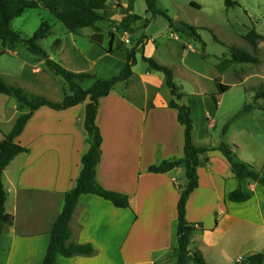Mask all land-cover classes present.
Masks as SVG:
<instances>
[{
	"label": "crops",
	"instance_id": "crops-1",
	"mask_svg": "<svg viewBox=\"0 0 264 264\" xmlns=\"http://www.w3.org/2000/svg\"><path fill=\"white\" fill-rule=\"evenodd\" d=\"M144 24V19L136 22L131 26L132 32L120 37L124 40L123 43L119 41L120 58L112 54L116 33L110 36L109 45L113 42L111 53L107 54L106 50L94 59L89 54L80 53V62L91 64L89 70L63 64L74 61L66 53L64 43L55 51L63 67L69 71L94 73L99 78L111 79L126 64L130 53L128 45H132L136 52L143 49L146 57L150 44L156 43L155 38L146 35L140 41L138 33ZM87 29L80 31L83 37L95 35L94 31L87 33ZM169 30L178 37L179 34ZM2 45L11 57H23V60L19 61L22 63L19 72H1L0 78L31 95L44 96L54 102L63 99V91L57 85V79L47 73L44 60L33 54L28 61L27 49L21 44ZM181 45L183 48V43ZM49 56L52 59L53 56ZM26 68L32 69L29 75L25 73ZM93 83L94 80L89 79L80 84L88 89ZM161 83L160 72L147 69L144 74L137 75L133 69L130 80L118 83L107 97L100 100L97 125L103 143L97 180L107 190L128 195L130 208H117L97 195H82L72 219L73 236L68 244H90L96 252L90 257L58 255V264H161L159 261L163 256L177 252L178 245L177 248L174 246L175 242L178 244V203L187 185L186 171L180 167L166 174L148 172L151 166L184 157V127L178 122L177 111L170 107L171 101L164 102L155 91ZM55 95L58 98H54ZM213 95L217 94H197L195 101L206 100L211 106L218 107L221 100L215 104ZM86 104L60 111L43 107L34 113L17 138L16 142L28 152L19 154L4 171L3 182L8 193L5 208L14 217V222L1 238L0 264L44 263L66 194L76 186L83 169L82 158L90 148L85 129ZM191 109L194 144L197 147H219L221 143L215 142L207 128L200 142L197 140L194 109ZM19 114L18 102L0 94V133L7 127L5 131L9 134ZM205 119L210 124L208 115ZM133 130L134 140L130 138ZM198 175L199 187L190 196L186 219L190 223H202L206 231L195 232L193 236L218 230L220 219L234 216L230 213L232 209H246L254 201L251 195L248 202L232 203L227 199L230 192L241 186L249 193L245 184L259 186L250 179L242 182L234 179L230 163L219 150L200 155ZM242 220L257 226L253 218L242 217ZM260 221L264 234L263 214Z\"/></svg>",
	"mask_w": 264,
	"mask_h": 264
},
{
	"label": "rangeland",
	"instance_id": "rangeland-1",
	"mask_svg": "<svg viewBox=\"0 0 264 264\" xmlns=\"http://www.w3.org/2000/svg\"><path fill=\"white\" fill-rule=\"evenodd\" d=\"M113 1L109 2L105 11V20L98 24L101 33L88 38L83 37V32L68 33L48 11L41 9L27 10L13 21L12 26L22 37L30 38L43 22L49 23L51 31L40 46L53 56L54 61L62 64L55 50L64 43L66 53L74 61H65L63 64L89 70L91 64H82L80 53L89 54L93 59L98 58L110 48L109 40L112 33L117 34L112 54L121 57L122 49L118 46L119 41L123 43L124 40H120V37L130 32H125L120 23L123 16L125 17L133 7L134 13L141 16L146 23L138 37L146 35L156 39V43L150 44L151 49H147L145 56L152 57L171 68L177 86L185 94L180 103L188 106L191 104L190 107L194 109L197 140L200 142L207 128L217 144L225 143L234 150L237 162L252 165L264 175V99L256 103L257 93L264 90V0H232L238 3L234 8H228L226 0H156L157 8L167 12L173 20L198 28V33L206 45L205 49L202 43L193 38L182 34L176 38L169 30L168 20L163 15L153 16L147 13L145 0H135L134 4L131 0L127 3L122 0ZM91 31L93 30H86L87 33ZM251 32L263 38L256 40L255 44L251 43L247 39ZM91 40L96 44L93 45ZM140 41H143V38ZM128 48L129 52L135 54L137 60L133 69L137 75L144 74L149 69L143 61L144 50L136 52L132 45H128ZM233 48L251 54L256 62H236L232 54ZM183 50L186 51L183 53ZM106 53L108 54L107 51ZM26 55L28 61L34 57L28 50ZM21 60L23 57L20 59L11 57L0 41V73L19 72ZM31 70L26 68V75H29ZM47 73L53 79H57L61 92L68 89L63 78L56 76L49 69ZM160 75L163 83L155 88V91L164 102L171 101L173 97L166 84V77L162 73ZM217 79H220L222 84L230 86L227 93L217 97L219 101L221 100L220 105L211 106L206 100L195 101L198 99L197 94L205 92L218 94ZM54 98L58 97L55 95ZM246 105H256V108L241 118L234 119ZM206 115L210 117V124L213 122L212 126L206 123ZM230 121L228 133L223 137L222 131ZM1 130L0 141L7 134L5 131L7 127ZM132 132L130 138L134 140L135 131ZM185 181L187 182L186 177ZM245 188L254 196V201L246 209H232L230 213L234 216L231 219H220L222 222L218 230L193 236L189 250L203 256L207 264H247L249 256L264 253V234L260 228V215H264V187L260 184L257 187H249L245 184ZM242 217L253 218L257 221V226L244 222ZM177 245L175 242L174 247L177 248ZM177 257V253H170L163 256L159 263L177 264ZM189 264L195 263L190 261Z\"/></svg>",
	"mask_w": 264,
	"mask_h": 264
},
{
	"label": "trees",
	"instance_id": "trees-1",
	"mask_svg": "<svg viewBox=\"0 0 264 264\" xmlns=\"http://www.w3.org/2000/svg\"><path fill=\"white\" fill-rule=\"evenodd\" d=\"M112 0H0V41L3 44H21L30 53L40 57L45 61L49 70L56 76L65 80L68 89L63 90V99L60 102H54L44 96L31 95L23 88L15 85H9L0 78V94H5L15 99L19 104L20 114L16 118L14 126L9 134H6L0 141V250L1 238L4 232L13 225L14 217L6 212L5 204L8 193L3 182L5 169L9 164L22 153H27L28 149L22 147L16 142L17 138L23 133L25 126L32 118L34 113L43 107L53 110H66L79 104H86L85 129L88 133L87 143L90 148L82 158L83 169L74 189L66 194L65 205L62 213L58 217L54 229L51 233V241L43 264H58L57 257L62 255L67 258L75 256H93L95 249L90 244L70 243L73 236L72 219L79 205L80 197L84 194H93L104 198L117 208H130V199L128 195L110 191L102 187L97 180V167L101 161L103 137L99 126L97 125V115L99 102L107 97L114 87L120 82H126L133 76V68L136 65V57L130 52L127 62L121 72L111 79H102L94 73H74L69 71L61 64L52 60L48 53L39 45V41L44 40L51 26L43 22L38 30L30 38H24L13 29V21L20 18L27 10L42 9L48 11L53 18L67 30L70 34H78L83 29H92L95 34L101 33L98 24L105 20V11L109 2ZM135 2V0H131ZM147 4V13L153 16L163 15L169 23V28L178 34L193 38L202 43L205 49V43L198 33V28L180 21L173 20L167 12L157 8L156 0H145ZM228 8H234L238 5L232 0H226ZM133 12V7L128 11L121 21V26L125 32H131V26L142 20V17ZM263 37L255 32H251L247 39L255 44L256 40ZM112 41L108 53L112 51ZM234 60L238 63H255L256 59L251 55L239 49H232ZM143 61L150 70L160 72L166 77V84L171 91L173 99L170 107L178 113V122L184 127V157L178 161H164L160 165L151 166L149 173L166 174L176 168H184L186 171L187 185L182 192L178 203V226H177V264H189L193 261L195 264H207L205 258L198 253H192L189 250L191 240L195 232L206 231L202 223H190L186 219L187 204L192 193L199 187V157L209 151L219 150L226 157L231 165L233 178L242 182L250 179L264 187V175L259 173L252 165L237 162L234 150L227 144L222 143L219 147H197L193 141L194 120L192 109L180 101L185 97L181 89L177 86L174 73L171 68L162 65L152 57H143ZM94 80L93 85L85 89L80 83L86 80ZM218 94L213 95V101L218 104L217 96L223 95L230 90V86L222 84L220 79L216 80ZM264 99V90H260L256 95L258 100ZM256 105H246L234 119H239L243 115L250 113ZM27 109V112L24 110ZM231 121L222 131L225 137L230 128ZM228 201L232 203H244L251 200V194L245 192L241 186L230 192L227 196ZM218 214L216 213V224L218 223ZM264 253L253 254L247 259V264H263Z\"/></svg>",
	"mask_w": 264,
	"mask_h": 264
}]
</instances>
